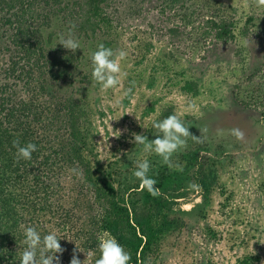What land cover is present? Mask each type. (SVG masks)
Here are the masks:
<instances>
[{
  "label": "trees",
  "instance_id": "16d2710c",
  "mask_svg": "<svg viewBox=\"0 0 264 264\" xmlns=\"http://www.w3.org/2000/svg\"><path fill=\"white\" fill-rule=\"evenodd\" d=\"M110 1L0 0V40L6 35L19 56L9 59L4 76L0 69V264H19L29 226L42 236L75 231L77 247L89 255V264L100 258L99 237L105 234L130 253L129 264H153L167 233L181 231L186 215H205L212 203L219 176L208 160L201 161L202 151L217 161L232 148L223 143L188 138L181 150L182 171L169 168L157 155L148 157L157 197L133 175L140 145L134 143L117 161L98 157L93 118L107 111L94 107L99 83L92 77L91 56L100 44L113 49L116 43L110 33L113 17L106 10ZM168 1L173 6L179 0ZM204 23L206 34L217 40L236 37L233 20L211 17ZM69 33L80 43L75 53L59 44L60 36ZM93 39H98L96 45ZM181 88L193 96L200 93L194 79H186ZM250 125L247 142L256 147L258 140L264 142V122L256 118ZM188 127L199 136L193 124ZM156 135L150 134V140ZM14 140L36 144L31 160L17 162ZM191 184L199 186L202 200L187 211L177 198ZM67 258L71 264L72 257ZM257 259L259 255L246 254L240 264Z\"/></svg>",
  "mask_w": 264,
  "mask_h": 264
},
{
  "label": "rangeland",
  "instance_id": "374dc122",
  "mask_svg": "<svg viewBox=\"0 0 264 264\" xmlns=\"http://www.w3.org/2000/svg\"><path fill=\"white\" fill-rule=\"evenodd\" d=\"M169 4L168 0H111L106 6L113 17L112 48L127 55L119 61L125 74L121 84L107 91L100 84L95 87L94 107L107 111L93 118L97 155L103 162L117 161L132 151V133L150 140V134H158L154 124L173 114L186 126L193 124L199 136L203 130L204 139L214 140L210 145L232 147L217 161L207 159L204 153L209 151H202L201 161L208 160L219 176L212 203L203 210L205 215H186L181 231L167 233L153 264H240L246 254L259 255L250 264H264V142L258 140L256 147L247 142L250 121L264 122V9L254 0ZM211 17L233 20L236 37L220 41L207 35L204 21ZM6 38L0 40L2 76L12 63L9 59L19 58ZM98 39H93L95 45ZM186 79L198 82V95L182 91ZM129 88L132 92L126 95ZM233 128L245 133L243 141L230 134ZM181 154L180 150L173 161L180 164ZM153 155L141 146L136 157L144 160ZM181 189L187 192L177 198L182 209L189 211L202 200L200 190ZM58 237L65 249L60 260L69 264L67 257L78 245V234L64 230ZM77 254L81 261L88 256L90 263L87 253Z\"/></svg>",
  "mask_w": 264,
  "mask_h": 264
},
{
  "label": "clouds",
  "instance_id": "9594fccd",
  "mask_svg": "<svg viewBox=\"0 0 264 264\" xmlns=\"http://www.w3.org/2000/svg\"><path fill=\"white\" fill-rule=\"evenodd\" d=\"M254 3L258 8L264 9V0H254ZM59 44L73 53L80 49V43L71 33L67 37L61 35ZM126 55L127 53L124 50L117 52L105 47L103 44H100L98 50L92 54V77L101 85L102 91L115 89L121 84L122 76L125 74L122 72L119 61ZM131 92L132 88H129L125 94ZM142 127L146 128L145 126ZM154 127L159 133L155 139L149 140L146 135L132 133L133 139L130 142L142 146V150L146 154L155 153L171 169L183 170L182 165L179 162H174L172 157L186 148L188 138H192L198 143L204 142L203 130H201L200 136L194 135L190 131V127L186 126L184 121L176 114L155 123ZM230 134L237 140L243 141L245 139V133L239 128L231 129ZM13 146L16 148L17 162L21 159L31 160L32 154L37 151L36 144L32 142L21 145L19 140H14ZM134 168L133 175L141 181V188H147L153 197H157L159 195V189L156 187L157 182L148 175L151 168L149 161L147 159L136 160L134 161ZM189 187L197 191L200 190L196 184H191ZM24 235V243L27 247L22 253L19 264H60V256L57 254H63L65 249L61 246L60 241L62 239L58 237L56 232H50L42 236L35 227L29 226L25 228ZM98 247L101 255L95 261V264H129L131 260L130 253L124 249L115 237L108 234L99 237ZM78 251L81 250L76 246L73 250L71 264H87L88 256L86 260L81 261L77 254Z\"/></svg>",
  "mask_w": 264,
  "mask_h": 264
}]
</instances>
